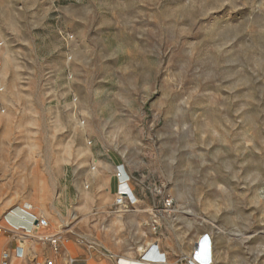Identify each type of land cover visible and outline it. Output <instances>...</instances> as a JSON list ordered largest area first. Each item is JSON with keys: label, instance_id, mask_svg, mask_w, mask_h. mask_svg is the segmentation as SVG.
I'll return each mask as SVG.
<instances>
[{"label": "rangeland", "instance_id": "1", "mask_svg": "<svg viewBox=\"0 0 264 264\" xmlns=\"http://www.w3.org/2000/svg\"><path fill=\"white\" fill-rule=\"evenodd\" d=\"M25 203L63 237L264 264V0H0V218Z\"/></svg>", "mask_w": 264, "mask_h": 264}, {"label": "crops", "instance_id": "2", "mask_svg": "<svg viewBox=\"0 0 264 264\" xmlns=\"http://www.w3.org/2000/svg\"><path fill=\"white\" fill-rule=\"evenodd\" d=\"M39 216L46 217L44 213ZM0 228V264H46L48 260L53 264H149L142 259L149 249V242L140 246L131 243L129 235L120 236V227L108 228L107 238L100 233L96 238L85 231L78 234L71 232L62 236L58 251L44 239L59 232L52 227H33L28 220L7 214L0 218ZM160 249L166 254L167 264L182 263L183 257L168 263L173 250L164 245ZM6 251L9 252L7 260L3 256Z\"/></svg>", "mask_w": 264, "mask_h": 264}, {"label": "built area", "instance_id": "3", "mask_svg": "<svg viewBox=\"0 0 264 264\" xmlns=\"http://www.w3.org/2000/svg\"><path fill=\"white\" fill-rule=\"evenodd\" d=\"M116 178L118 180V189L114 201V206L116 207L117 211H126L131 206L137 204L139 198L136 196L134 188L131 185V175L128 173L127 169L124 168V166L118 167V169H116ZM163 204L165 209L167 210L172 209L174 206V200L171 197H166L163 201ZM15 212L17 211L10 212V215L11 214L16 215V217H18L21 220H28L33 227L38 226V227L46 228L50 224L49 220L46 217L43 216L41 217L37 213H35L32 205L28 203H25L23 207L20 208V210L18 211L20 215L15 214ZM0 232H1V228H0ZM62 236H63L62 233L57 232L55 234L45 236L44 239L48 240L51 243L55 251H58ZM204 236H209V234L208 233L204 234ZM195 247H196V243H195ZM208 250L210 251L211 254L214 253L213 243L211 238H210V247ZM197 253H198V249L194 251L193 257L191 253L189 257V262L191 264L213 263L212 261L210 263L194 262V260H196L195 256L197 255ZM3 256L7 260L9 257V252L8 251L4 252ZM142 259L147 260L148 263L150 264L152 263L167 264L166 254L164 252H161L160 246L158 244H152L151 246H149V249L145 251V253L143 254ZM46 264H53V262L51 260H48Z\"/></svg>", "mask_w": 264, "mask_h": 264}, {"label": "bare ground", "instance_id": "4", "mask_svg": "<svg viewBox=\"0 0 264 264\" xmlns=\"http://www.w3.org/2000/svg\"><path fill=\"white\" fill-rule=\"evenodd\" d=\"M15 214L20 215L18 211L15 212ZM210 238H211L210 235L204 236L202 234L198 237L197 241L195 242L196 247L193 249L192 252V257H193L194 251L198 249V253L195 256L196 260H194V262L210 263L211 261L213 262L215 260L214 254H211L210 251L208 250L210 247Z\"/></svg>", "mask_w": 264, "mask_h": 264}]
</instances>
